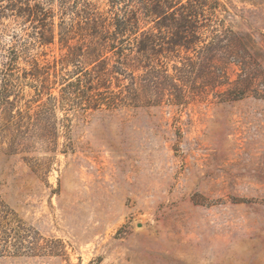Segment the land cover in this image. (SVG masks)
Wrapping results in <instances>:
<instances>
[{
	"label": "rangeland",
	"instance_id": "rangeland-1",
	"mask_svg": "<svg viewBox=\"0 0 264 264\" xmlns=\"http://www.w3.org/2000/svg\"><path fill=\"white\" fill-rule=\"evenodd\" d=\"M217 1L212 27L178 49L197 74H174L169 56L150 75L140 58L97 109L61 91V78L76 81L73 53L83 71L100 66L78 59L87 31L61 23L58 0L51 43L0 14V68L10 46L34 58L47 89L32 107L49 110L19 130L0 114V264H264V0ZM22 58L19 75L32 69Z\"/></svg>",
	"mask_w": 264,
	"mask_h": 264
},
{
	"label": "trees",
	"instance_id": "trees-1",
	"mask_svg": "<svg viewBox=\"0 0 264 264\" xmlns=\"http://www.w3.org/2000/svg\"><path fill=\"white\" fill-rule=\"evenodd\" d=\"M50 1L0 0V14L9 13L18 24L29 22L32 26L39 25L42 32L39 38H35L36 43L40 45L51 43L52 41L44 35L50 32V26L53 27V22L50 26L47 22L55 13V10L49 6ZM58 3L57 15L61 23L69 22L67 25L73 28L75 35L77 31H87L82 40L86 50L83 54H77L78 59L82 57L90 62L88 65L100 66L98 70L83 71L86 68L81 67V61L76 60L73 53L72 74L76 75V81L61 78V91L69 98L73 94L77 95L81 100L79 104L84 106V109H97L102 99L96 100L95 96L100 95V90L108 91L112 80L118 81L117 76L127 75L129 69L134 67L133 64L139 63L140 58L148 60L145 67L146 73L150 75L154 72L157 75H165L167 70L162 67L161 61L157 62L159 66L157 70L152 67V63L154 59L155 61H159L160 58L170 60L169 56L178 58L181 62V67L173 66L174 74L183 77L197 74L193 61L189 57H180L178 49L186 50L195 45L198 42L197 29L212 27L213 21L205 18L206 13L213 16L219 8L217 0H106L105 6L108 9L105 13L114 15L111 20L106 21L102 19L104 13L98 10V0H58ZM177 16L182 21L176 22ZM162 18H165V21H162ZM81 49L82 46L78 48ZM20 51L10 46L2 54L0 114L6 122L5 130H19L24 126L26 129L40 128V114L49 112L47 103L37 104L36 109L32 107L40 101L47 86L43 80H39V76L43 74L40 72L38 62L31 56H26L24 51ZM108 54L110 56H107ZM26 57H29L28 60ZM21 58L32 65V69L30 72L22 70L19 75L17 60ZM112 61L114 64L109 68ZM208 67L204 66L198 73L211 75L213 72L209 69L212 66ZM136 69L137 67L132 69L131 74ZM29 76L36 81V84H27L26 80ZM28 85H32L29 88L34 90L36 98L25 101V109L21 111L20 103L25 97L23 90ZM171 86L176 89L175 85ZM105 105L112 108L115 105L114 98ZM42 128L51 129L49 122Z\"/></svg>",
	"mask_w": 264,
	"mask_h": 264
}]
</instances>
